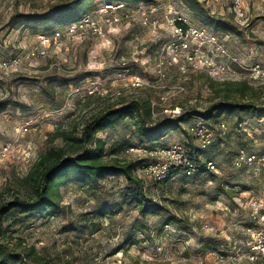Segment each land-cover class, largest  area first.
<instances>
[{
	"label": "rangeland",
	"instance_id": "374dc122",
	"mask_svg": "<svg viewBox=\"0 0 264 264\" xmlns=\"http://www.w3.org/2000/svg\"><path fill=\"white\" fill-rule=\"evenodd\" d=\"M75 1L0 0V60L24 58L39 47L42 35L61 33L57 45L40 47L41 55L9 71L0 67V146L12 144L16 154L14 159L0 162V202L26 196L21 179L41 154L63 145L55 137L58 130H72L121 100L150 99L154 117L170 121L181 116L189 119V111L200 116L214 109L219 98L203 72H170L166 102H159L158 93L125 87L122 78L126 68L131 74L154 76L158 49L167 40L161 29L141 24V11L151 9L162 22L178 13L193 25L217 33L242 62L264 64V3L260 0L246 1L244 19L232 13V0H197L196 7L183 0H154L132 4L107 17L99 13L105 4L95 0L98 10L85 18L100 24L103 36L94 35L87 27L71 33L69 25L23 20L52 18ZM124 12L131 17L121 19ZM115 16L119 22L107 21ZM216 25L234 30H217ZM179 85L185 92L176 90ZM257 107L264 110L263 105ZM240 118L245 123L239 125ZM191 119L161 144L195 146L193 136L184 133H192L191 128L200 121ZM211 119L208 124L216 131V138L204 157L219 164L220 175L176 176L165 184L143 178L138 190L141 199L160 207L147 216L136 205L125 202L112 217L98 218L99 205L119 202L125 192L128 183L121 175L106 176L90 189L69 182L61 188L60 208L51 216L37 215L18 225L7 217L8 232L2 242L13 254L25 257L23 264H264L251 262L245 255L246 228L253 214L248 198L254 195L264 199V180L232 166L242 148L264 151V117L242 112L240 116L225 114ZM27 122L32 128L23 134ZM222 122L226 133L219 129ZM133 135V127L128 130L122 126L99 133L98 137L107 142V160L119 157L138 165L151 162L146 150L155 145H139L140 139ZM126 144L139 150L125 151ZM85 219L90 225H85Z\"/></svg>",
	"mask_w": 264,
	"mask_h": 264
},
{
	"label": "trees",
	"instance_id": "16d2710c",
	"mask_svg": "<svg viewBox=\"0 0 264 264\" xmlns=\"http://www.w3.org/2000/svg\"><path fill=\"white\" fill-rule=\"evenodd\" d=\"M94 1L77 0L72 2V4L66 6L52 18L42 16L40 19L28 17L23 18V20H35L46 24L58 23L59 26L72 25L82 21L95 9L98 10V4L94 5ZM153 1L100 0L99 2L101 5L124 3L130 6L135 3L150 4ZM183 1L187 2L191 7L199 5L197 0ZM216 29H221L225 32L234 30L231 26L224 25H216ZM208 78L211 80L210 85L214 89V93L219 98V102L212 110L213 112L211 111L212 114H200L198 116L194 112L189 111V119L181 116L176 121H170L166 118L154 117L155 107L150 99L121 100L115 106L112 105L101 110L98 114L86 120L82 125L75 126L72 130H58L55 137L61 139L63 145L61 147H52L41 154L26 177L21 179L22 184L26 188V196H18L12 201L0 202V264H11L14 261L19 264L25 262L24 256L13 254L8 249V246L2 242L8 232V228L5 227L6 218L9 217L8 220H12L13 225H18L37 215L51 216L54 211L60 208L61 188L69 182H75L84 189H90L95 187V183H98L106 176L121 175L125 178L128 186L120 196L119 202L99 205L96 209L98 218L112 217L117 207L122 206L125 202L136 205L144 216L160 209V207L147 204L141 199L142 194L138 192L142 188L144 181L137 172L147 160L143 162V165L141 163L138 165L132 161H123L119 157L107 160V142L98 137L99 133L115 129L118 126L128 130L133 127L134 135L140 139L139 145H159L163 139L181 130L182 124L189 123L192 120L191 118L203 120L208 124L212 120L211 118L217 117L219 119L225 114L240 116L242 112H251L261 118L264 117V110H258L257 107L259 105L264 106V91H262L264 87L255 88L248 80L221 82L209 76ZM147 90L150 93H158L156 90ZM214 114L217 116H214ZM242 123H245V120L240 118L239 125ZM184 133L193 136V140L196 142L194 143L195 146L186 147L189 158L197 168V172L193 177L199 174L211 173L206 170V165L209 161L214 160L204 157V154L213 143L208 148L202 149L191 131L185 130ZM134 147L136 146L126 144L123 149L128 151ZM176 176L193 178L185 176L180 169H172L169 178L157 184L168 183ZM85 221V225L90 223L88 219H85ZM93 224L94 222L91 225ZM98 231V229L94 230V232ZM34 251L32 249V252Z\"/></svg>",
	"mask_w": 264,
	"mask_h": 264
},
{
	"label": "built area",
	"instance_id": "2783aa9c",
	"mask_svg": "<svg viewBox=\"0 0 264 264\" xmlns=\"http://www.w3.org/2000/svg\"><path fill=\"white\" fill-rule=\"evenodd\" d=\"M246 1L232 0L231 11L238 19L246 17ZM260 1L264 3V0ZM127 8H129V5L124 3L105 4L100 8L99 13L107 17L109 14L116 15L114 11L121 12L127 10ZM141 12L139 17L141 24L153 30L161 29L166 33L167 40L158 49L155 58V74L152 78H146L140 74H131L130 69H124L125 74L122 79L127 89L156 90L159 95V102H166L168 96L165 94L171 88L167 85L169 74L170 72L174 73V71L181 75L203 72L210 78L221 82L248 80L252 84H264V64L252 63L249 65L242 62L238 56L231 52L223 38L217 33L193 25L178 13L173 18L162 22L154 16V11L151 9ZM130 17L129 12H124L121 19ZM107 21L115 24L119 22V19L115 16ZM85 27L94 35L103 36L100 24L90 18H84L80 22L69 25L68 30L74 33ZM59 40H61L60 32H56L52 37L42 35L39 38V47L28 52L26 57L17 56L8 60H0V67L7 71L17 68L23 62L41 55V48L49 49L57 45ZM176 90L183 93L185 87L179 85ZM31 128V122H27L22 128V133H29ZM191 129L202 149L208 148L216 138V131L203 120L198 121ZM220 130L222 133H226L225 122L220 124ZM129 150L136 152L139 149L131 148ZM146 153L152 161L144 164L139 170L140 178H149L153 182L161 183L169 178L172 169H180L187 177H193L197 172L196 165L189 158L188 150L184 145L175 144L171 147L159 144L150 149L148 148ZM15 157L16 154L12 144L0 146V162ZM232 166L242 174L252 173L257 178L264 180V151L250 152L241 149L234 157ZM206 170L217 175L221 174L219 164L214 161L207 163ZM247 206L253 214L252 223L246 228L248 238L245 255L251 262L263 263L264 199L251 195L248 198Z\"/></svg>",
	"mask_w": 264,
	"mask_h": 264
}]
</instances>
